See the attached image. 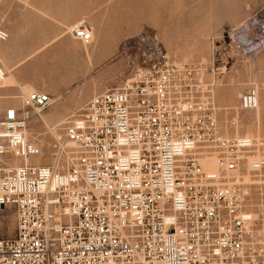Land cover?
I'll list each match as a JSON object with an SVG mask.
<instances>
[{
	"label": "built area",
	"instance_id": "built-area-1",
	"mask_svg": "<svg viewBox=\"0 0 264 264\" xmlns=\"http://www.w3.org/2000/svg\"><path fill=\"white\" fill-rule=\"evenodd\" d=\"M12 1L0 0V44ZM70 34L92 42L87 23ZM150 51L65 124L71 150L53 145L48 164L23 158L41 155L27 125L53 97L0 96V207L15 220L0 264H264V178L244 177L264 172V138L223 133L195 96L198 66L170 61L156 43ZM4 78L0 58V89ZM239 101L255 110L257 90ZM209 155L212 175L201 165Z\"/></svg>",
	"mask_w": 264,
	"mask_h": 264
},
{
	"label": "rangeland",
	"instance_id": "rangeland-1",
	"mask_svg": "<svg viewBox=\"0 0 264 264\" xmlns=\"http://www.w3.org/2000/svg\"><path fill=\"white\" fill-rule=\"evenodd\" d=\"M3 13L8 40L0 58L20 65L13 83L0 89L11 97L2 102L17 104L25 85L53 97L47 109L32 112L26 131L44 164L53 145L66 144L65 124L93 95L120 86L155 43L170 61L198 66L195 84L203 87L194 88L195 96L207 98L223 133L264 138V0H14ZM85 22L93 35L87 45L70 34ZM252 88L257 108L243 111L239 99ZM212 158L201 160L207 171L215 168ZM249 172L244 177L264 178L254 167ZM14 237L13 209L0 207V239Z\"/></svg>",
	"mask_w": 264,
	"mask_h": 264
},
{
	"label": "bare ground",
	"instance_id": "bare-ground-1",
	"mask_svg": "<svg viewBox=\"0 0 264 264\" xmlns=\"http://www.w3.org/2000/svg\"><path fill=\"white\" fill-rule=\"evenodd\" d=\"M67 22V21H66ZM86 23V22H85ZM77 24V23H76ZM93 36V35H92ZM13 39V38H12ZM14 42V41H13ZM3 44V43H2ZM7 45H9V44H7ZM9 47H10V45H9ZM16 48V47H15ZM6 51V50H5ZM83 53L86 55V56H89V51H88V49L85 47L84 49H83ZM10 55V54H9ZM8 55V56H9ZM2 61V60H1ZM3 64V63H2ZM19 65H20V63H16V64H12V65H6V64H3V68H4V71H5V78H4V80H3V85H5L6 86V84H7V82H10V83H13V72L15 71V69L17 68V67H19ZM33 91H36V89L35 88H33V87H31V86H29V85H25V86H22L21 88H20V92L22 93V94H28V93H30V92H33ZM229 97H230V95H229ZM258 111V110H257ZM39 113H41V112H39V111H36L35 112V115H38ZM259 114V113H258ZM45 118V117H44ZM44 118H43V116H41V115H39V119H40V121H42L44 124H46L45 123V120H44ZM60 124V123H59ZM52 127V126H51ZM50 130V129H49ZM54 132V131H53ZM53 135V134H52ZM56 135V134H55ZM55 138V141H57V142H59L60 141V137H58V136H55L54 137ZM59 145L63 148L64 147V145H65V147L67 148H69V147H72V144L69 142V141H67L66 142V144H62V143H60L59 142ZM23 162L24 163H26V164H38V163H40L41 161L39 160V158H37V157H25V158H23ZM42 163V162H41ZM207 173H209V174H213L214 172H215V168H214V170L213 171H207V170H205Z\"/></svg>",
	"mask_w": 264,
	"mask_h": 264
}]
</instances>
